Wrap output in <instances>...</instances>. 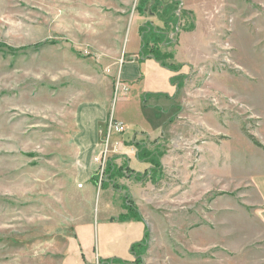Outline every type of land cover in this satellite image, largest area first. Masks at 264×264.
I'll list each match as a JSON object with an SVG mask.
<instances>
[{
  "label": "rangeland",
  "instance_id": "obj_1",
  "mask_svg": "<svg viewBox=\"0 0 264 264\" xmlns=\"http://www.w3.org/2000/svg\"><path fill=\"white\" fill-rule=\"evenodd\" d=\"M139 2L0 0V264L41 256V243L63 240L85 213L100 225L115 216L104 206L112 183L101 186L110 160L114 193L128 190L147 230L136 256L118 252L132 258L124 264H264V0H182L162 48L181 67L173 127L140 138L161 154L142 183L110 153L114 139L156 126L145 99L124 100L120 76L140 25L165 28ZM90 104L107 122L99 183L81 189L75 138ZM111 120L125 133L109 134Z\"/></svg>",
  "mask_w": 264,
  "mask_h": 264
},
{
  "label": "crops",
  "instance_id": "obj_2",
  "mask_svg": "<svg viewBox=\"0 0 264 264\" xmlns=\"http://www.w3.org/2000/svg\"><path fill=\"white\" fill-rule=\"evenodd\" d=\"M134 44V46L131 44V53L128 52L121 62V80L125 84L124 88H127L130 94L133 92L142 101L146 100L148 105L145 106L149 112L154 113L153 118L156 126L149 130H141L125 141L114 139L112 147L116 149V152L112 150L110 153L115 154L114 158H117L116 164L119 167L128 163L129 170L142 175L151 167L143 162H138L137 149L131 143L140 141L141 137H147L150 141L158 140L162 138L168 128L173 127L169 123L168 117L174 105L172 103L177 89L172 82L176 74L162 67L153 59L141 58L140 32L139 38L134 40ZM124 94V100L128 101L129 97L126 93ZM106 115L99 104H90L79 116L75 144L80 152V167L75 180L76 184L78 182L81 184V189H84L83 184L93 182L97 170L96 158L99 155V146L104 143L101 128L107 122ZM135 161L139 164H136ZM128 188L131 190L130 186ZM73 190L74 193L75 190L77 191L76 185L73 186ZM114 192L113 190L107 192L109 197L104 206L105 208L119 209L115 216L105 217L100 225V222H95L92 216L85 213L84 216H80L81 222L78 221L76 227L67 233L63 240L55 239L51 242L41 243V256L27 259L26 264H99L101 261L111 259L121 260L117 257L118 252H129L134 244L141 243L143 237L145 238L146 231L143 224L137 222L136 219H123L128 215L124 202L121 203L124 193L116 194ZM90 194L94 195L91 188ZM262 219L264 221V213ZM131 259L129 256L127 260L122 261L127 262ZM9 264L19 263L13 261Z\"/></svg>",
  "mask_w": 264,
  "mask_h": 264
},
{
  "label": "trees",
  "instance_id": "obj_3",
  "mask_svg": "<svg viewBox=\"0 0 264 264\" xmlns=\"http://www.w3.org/2000/svg\"><path fill=\"white\" fill-rule=\"evenodd\" d=\"M182 0H140L139 5L137 7V11L139 13L144 14V9L148 10L149 14L152 16H157V18L165 25L164 29L157 28L156 26H153L150 23H146L140 28V37H141V53L140 56L142 59H153L155 62L159 63L162 67L168 69L172 73L178 75L181 71V67L173 66L167 63V60L172 59L171 55L164 54L162 52L163 47H168L173 44V39H169V26L171 24H177L178 21L176 19V12L178 10V7L181 5ZM191 29V28H190ZM193 29V28H192ZM191 29V30H192ZM176 31V29H175ZM157 142V141H156ZM134 145L137 149V159L140 162L146 163L151 165L152 171H148V173L145 174H137L133 173L132 175L136 177L138 182L142 183L147 176L150 175V173H154V171H158L160 167L159 160L161 158V154L158 152H149L147 151L148 147L147 144L144 142L136 141L134 142ZM157 164V165H156ZM118 176V173H116V166L112 160L108 161L106 163V168L103 173L102 177V188L105 187L106 183H112V187L115 191H120L115 183L114 179ZM107 178L106 180H103ZM100 175H96L93 177L94 183H99ZM125 209L129 212V215L125 218H133L138 221L144 222V220L141 218L140 214L134 215L132 214V210L136 209V207L133 204L132 196L128 193V190L125 194ZM147 233V230H146ZM145 240L147 241V234L145 236ZM145 247V243L141 242L138 244H134L131 247V254L133 256H136L139 249H142ZM125 262L122 260H109V261H101L99 264H124Z\"/></svg>",
  "mask_w": 264,
  "mask_h": 264
},
{
  "label": "built area",
  "instance_id": "obj_4",
  "mask_svg": "<svg viewBox=\"0 0 264 264\" xmlns=\"http://www.w3.org/2000/svg\"><path fill=\"white\" fill-rule=\"evenodd\" d=\"M123 91L125 93L128 92V89L127 88H123ZM126 131V128L124 126V124L120 123V122H116L114 120H111L109 123H108V133L111 134L113 132H116V133H125ZM106 165V164H105ZM106 168V167H105ZM105 168L102 170V173H104V170ZM102 177H103V174H102ZM101 177V178H102ZM102 180V179H101Z\"/></svg>",
  "mask_w": 264,
  "mask_h": 264
}]
</instances>
